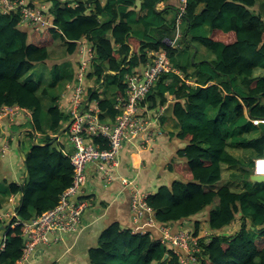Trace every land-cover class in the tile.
<instances>
[{
	"label": "trees",
	"instance_id": "1",
	"mask_svg": "<svg viewBox=\"0 0 264 264\" xmlns=\"http://www.w3.org/2000/svg\"><path fill=\"white\" fill-rule=\"evenodd\" d=\"M43 1L50 4L54 26L41 30L19 26V14L0 12V107L29 109L34 132L57 131L68 115L59 109L56 99L74 78L77 41L87 37L95 48L87 74L94 85L88 94L98 101L102 119H114L117 112L106 90L112 88L114 96L124 97L125 74L148 60L146 50L166 49L172 63L185 77H194L196 85L187 84L179 74L165 72L139 107L143 111L145 102L150 101L149 106L154 108L157 97L160 105L167 94L174 95L172 116L181 131L170 132L169 136L185 143L177 150L180 160L167 166V171L179 179L158 186L147 195V203L160 224L184 221L204 209L208 210L206 221L212 230L224 228L238 216L249 218L253 227H260L257 232L243 226L229 236H212L207 244L202 242L201 264H264V182L252 183L251 161L246 166L228 151L244 148L264 153V131L250 135L258 129L245 117L239 100L250 117H264V74L253 75L256 68L264 69V21L252 10L256 0H187L179 44L190 41L215 55L212 61L196 62L194 58L187 66L176 59L181 45L173 48L165 41L164 37L171 39L174 35L175 20L167 23L164 11L156 9L161 0H141L138 9L135 0H106L103 5L98 0H76V6L72 0ZM201 3L205 7L197 13ZM100 15L106 18L102 20ZM151 29H156L158 36ZM57 38L66 45L62 60L51 59L48 53ZM71 56L72 62L66 60ZM38 63L50 66L49 84L41 86L27 75ZM190 66L194 72L189 75ZM95 84L100 87L95 89ZM26 133L32 136L30 131ZM41 139L43 143H32L24 154L26 174L22 183L0 181V210L2 197L20 193L17 214L21 221L53 207L72 179L73 167L59 144L47 135ZM93 141L102 142L99 137ZM221 163L240 165L245 190L233 191L221 183L216 189L204 188L220 181ZM216 196L219 203L212 208ZM15 221L12 218L4 223L0 219V226L4 225L0 232L5 236L0 264H14L21 256L23 224L11 226ZM195 222L196 232L199 221ZM167 252L168 257L162 260ZM88 257L89 264H181L159 240L122 228L118 222L106 226Z\"/></svg>",
	"mask_w": 264,
	"mask_h": 264
},
{
	"label": "built area",
	"instance_id": "2",
	"mask_svg": "<svg viewBox=\"0 0 264 264\" xmlns=\"http://www.w3.org/2000/svg\"><path fill=\"white\" fill-rule=\"evenodd\" d=\"M76 6L77 3H72ZM187 0H179L177 16L175 18V31L167 44L178 48L182 37L181 23L186 13ZM49 2L43 0H0V12L3 14H19L18 25L29 29L41 30L48 26H54V17L49 12ZM77 41V63L75 65L74 78L66 83L68 115L65 121V141H57L62 152L69 158L73 167L71 183L60 193L57 203L37 215L29 221H21L16 212V206L11 211L0 210V219L7 220L10 214L16 218L15 223L23 224L24 244L21 248V256L14 264H29V257L39 245H47L61 240L63 234L75 235L81 229L82 217L90 205L88 197L83 196L86 183V165L96 163L100 166L107 165L110 169L119 166V152L123 145L138 135L147 134L151 123L143 115L145 110L139 111L140 104L146 98L151 88L154 87L158 77L165 72L179 74L189 85H196L194 79L182 76L179 70L172 64L166 49H147L148 60L135 67L132 72L126 73L124 83L126 85L125 96L115 95L113 107L117 114L114 119L106 116L98 107L97 100H91L88 89L87 74L95 57V48L90 40ZM88 83V87H87ZM239 98V97H238ZM246 109L244 102L239 98ZM160 112H155L157 118ZM0 116L10 119L27 118L31 120V111L18 105L1 106ZM245 117L261 131L260 125L264 124V117H250L245 111ZM99 137L102 142H94L93 138ZM104 145V146H103ZM7 146L0 149V156H4ZM251 170L256 176H264V153L255 154L251 159ZM102 178L112 179L115 176L105 167L101 173ZM122 183L129 188L131 193V210L136 221L146 216L149 225H155L154 210L147 203V195L139 190L133 179L121 178ZM11 212V213H9ZM8 221V222H9ZM6 222V223H8ZM243 226L254 230L249 218L240 219L239 216L222 229L212 230L207 227V234L202 228L195 232L190 223H184L177 232H172L169 225L162 224L159 227L160 243L170 246L181 264H201L203 245L207 244L212 236H229L240 230ZM135 232V230H132ZM145 233V231H141ZM3 235V234H2ZM151 238H153L150 235ZM5 246V236L0 237V251ZM168 254V253H167ZM31 264V263H30Z\"/></svg>",
	"mask_w": 264,
	"mask_h": 264
},
{
	"label": "crops",
	"instance_id": "3",
	"mask_svg": "<svg viewBox=\"0 0 264 264\" xmlns=\"http://www.w3.org/2000/svg\"><path fill=\"white\" fill-rule=\"evenodd\" d=\"M75 1L76 0H72V3ZM98 1L101 5L106 2V0ZM140 4L141 0H135V9H138ZM178 6L179 0H161L156 4V9L164 11L166 21L169 23L172 20H175ZM204 7V3L199 4L197 13H199ZM252 10L260 13L264 21V0H256ZM99 17L102 20L106 18L104 15H100ZM182 27H184L183 20L180 26L181 30ZM24 28L26 27L24 26ZM135 30L140 32L139 29H137V26H135ZM58 33L61 32L58 30ZM151 33L158 36L156 29H151ZM83 38L84 37L81 39ZM85 38V40H88L87 37ZM164 38L165 41H168L167 37ZM58 41H61L65 46L64 59L66 57V45L60 38H57L49 47L48 53L50 56L51 49L57 45ZM180 48L181 50L176 53V59H178L182 65H189V62H193L194 58L197 60L196 62L202 60L212 61L215 59V55L211 50L204 46L191 43L190 41H187L186 44L183 43ZM72 58L73 57L71 56V58H66V60L72 62ZM76 63L77 49L75 51V63L72 62L73 73L75 72ZM176 68L181 75L184 76L181 70L178 67ZM189 68L194 70L191 66ZM29 74L30 72L27 75ZM262 74H264L263 68H256L253 73L254 76ZM88 83L93 87L94 84H92L90 80H88ZM212 83L214 82H208L203 86H208ZM98 87H100V84H95L94 88L97 89ZM101 89L102 86L99 90ZM108 89L112 91V88ZM64 92L65 90L63 89L59 98L56 99V104L65 114L67 111L68 98L67 96H62ZM113 98L114 95H112V99ZM175 100L176 97L169 93L166 95V101L163 104L158 105L159 98L157 97V105L154 108L149 106L151 104L150 101L145 102L143 106L145 112L143 115L146 119L151 121L147 134L138 135L123 145L119 152V166L110 169L107 165L100 166L96 163H89L86 165L87 179L83 189V196L88 197L90 205L83 213L79 233L75 235L65 233L59 241L51 242L47 245H39L29 257V264H89V249L98 244L100 233L106 228V226L113 222H118L122 228H128L131 231L135 230V232L132 231L134 233L145 231V233L151 235L155 240H158L161 236L159 227L162 224L169 225L172 232H177L184 223H190L194 227L196 225L195 221H199V229L204 223H207L206 219L208 210L206 209L197 212L194 216L183 219L184 221L181 220L180 222L175 223L160 224L155 219V225H149L146 222V216L135 221L130 207V190L121 181V178L133 179L140 191L149 194L155 192L158 186L170 183L171 179H179L174 173H169L167 171V166L170 161L177 162L180 160L177 155V150L185 144L176 137L169 136L170 132L178 133L181 131V127L176 123V120L172 116V104ZM245 108L246 109L244 110L243 107L244 115L245 111L248 113L247 107ZM213 111L215 112V110ZM213 111L211 112V116L214 114ZM155 112H160V115L157 118L155 117ZM30 123L31 120L27 118L20 117L10 119L8 117L0 116V149L3 146H7L4 156H0V181L6 180L18 184L22 183L26 174L24 154L34 141L37 143H43L41 138L45 135L53 137L52 141H65V124L60 126L57 131L51 132L48 130L46 133L35 132L34 136ZM28 131L32 133L31 137L27 135L26 132ZM258 132L259 131H256L252 135H257ZM239 149L244 148H229L228 151L236 156V150ZM251 151L253 152V155H255L254 150ZM252 157L253 156L251 155L248 160L246 156L237 158L242 163H247L251 161ZM105 167L115 176L114 178L110 180L102 178L101 173ZM240 168V165L230 166L226 163H221L220 181L214 185H206L204 188L206 190L211 188L216 189L222 184L228 185L233 191L239 192L245 190L243 178L242 176H239L241 173ZM20 198V193H12L2 197L1 210L5 212L13 210L15 206L18 208ZM218 203L219 198L216 196L214 197L212 208L218 205ZM11 217L12 214H10L8 219L4 221L8 222ZM259 228L260 227H257L253 231L257 232V229ZM1 236H3L2 232H0V237ZM166 247L170 250V246L166 245Z\"/></svg>",
	"mask_w": 264,
	"mask_h": 264
},
{
	"label": "rangeland",
	"instance_id": "4",
	"mask_svg": "<svg viewBox=\"0 0 264 264\" xmlns=\"http://www.w3.org/2000/svg\"><path fill=\"white\" fill-rule=\"evenodd\" d=\"M139 29H142V26L139 25ZM185 50V49H183ZM65 56V46L63 43H61V41H58L57 45H55L52 49H51V53H50V58L51 59H58V60H62V58ZM172 62V61H171ZM173 64V63H172ZM174 65V64H173ZM175 66V65H174ZM176 67V66H175ZM194 70L188 68V73L193 74ZM30 77H33L35 79H37L39 81V83L41 84V86L45 85V84H49L51 82V74H50V68L49 65L47 63H38L37 65L34 66V68L30 71L29 74ZM191 77V76H190ZM194 78V77H191ZM90 82H92V80H90ZM93 84V82H92ZM88 83H87V87H88ZM104 88H102L100 90V93H102ZM103 95V94H102ZM113 93L110 89L106 90V96L107 97H112ZM104 96V95H103ZM261 128L264 130V124L261 126ZM254 134V133H253ZM252 135V134H250ZM237 157H243L246 156L247 160L249 159V157L252 155L253 156V152L251 150H246V149H239L236 150V154ZM248 163V162H247ZM247 163H243L246 166L248 165ZM229 172V169H228ZM229 176V175H228ZM230 177V176H229ZM223 182V181H222ZM132 205V202L130 203V207ZM133 214V213H132ZM205 215V214H204ZM203 217V216H202ZM205 222V221H202ZM207 223H204L202 225V230L204 231L205 234H207L208 230H207Z\"/></svg>",
	"mask_w": 264,
	"mask_h": 264
},
{
	"label": "water",
	"instance_id": "5",
	"mask_svg": "<svg viewBox=\"0 0 264 264\" xmlns=\"http://www.w3.org/2000/svg\"><path fill=\"white\" fill-rule=\"evenodd\" d=\"M262 125H263V124L260 125V128H261ZM261 130L264 131L262 128H261ZM32 132H33V134H34V136H35V132H34V131H32ZM34 144H37V142L34 141V142H33V145H34ZM249 180H250L252 183H261V182H264V176H256V175H254L253 173H251V174L249 175ZM3 228H4V225L2 224V225L0 226V230L3 229ZM23 240H25V237H23ZM167 257H168V254L165 253L164 256H163V259H162V260H165Z\"/></svg>",
	"mask_w": 264,
	"mask_h": 264
},
{
	"label": "clouds",
	"instance_id": "6",
	"mask_svg": "<svg viewBox=\"0 0 264 264\" xmlns=\"http://www.w3.org/2000/svg\"><path fill=\"white\" fill-rule=\"evenodd\" d=\"M169 40V39H168ZM4 223H6L5 221H4Z\"/></svg>",
	"mask_w": 264,
	"mask_h": 264
}]
</instances>
